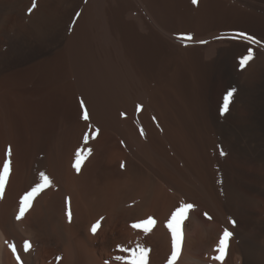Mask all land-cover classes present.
I'll return each instance as SVG.
<instances>
[{"label": "rangeland", "instance_id": "374dc122", "mask_svg": "<svg viewBox=\"0 0 264 264\" xmlns=\"http://www.w3.org/2000/svg\"><path fill=\"white\" fill-rule=\"evenodd\" d=\"M32 4L33 0H0V170L5 159L10 160V173L0 193V220H6L7 214L19 233L17 239L20 236L17 244L3 240L0 264L9 260L17 264L9 248L13 244L20 264H66L62 231L70 241L72 264H87L83 261L86 248L103 264H126L129 251L138 246L147 250L146 258L160 248L158 225L169 231L166 223L181 205L195 206L181 223V239L194 212L197 219L206 220L205 213L209 216L210 212L187 195L201 176L194 174L196 181L193 173L184 177L185 173L179 172L184 178L174 174L172 179L173 173L168 171L170 163L183 168L179 154L168 147V101L176 117L183 118L178 120L184 125L180 129L187 130L181 131L187 134L184 138L188 136L189 140L191 135L190 141L199 146L196 156L204 161L197 167H202L199 175L215 180L221 173L220 177L227 175L238 185L247 179L259 185L261 180L248 175L250 168L217 136L216 117L229 112L244 116L247 108L235 98L226 77L212 68V53L216 48L230 53L236 80L244 76L247 80L257 78L259 61L262 66L264 63V0H198L195 5L192 0H36L34 9ZM249 50L252 59L241 68L239 61ZM110 61L113 64L109 69ZM110 73L117 79L123 76L124 83L120 78L112 80L118 82L114 86ZM136 90L145 94L147 102L137 101ZM230 92L227 109L222 113ZM152 97L158 101L159 112L145 106L150 99L153 101ZM132 99L137 101L134 105ZM129 103L135 109L132 112L127 108ZM85 112L88 119L83 118ZM9 149L11 156L7 157ZM77 151L83 156L79 172L74 167ZM40 173L49 178L50 185L17 220L20 199L40 182ZM107 184L116 189L113 202H117V212L111 220L103 216V222L96 215L106 203L100 198ZM57 193H62L59 204L52 201ZM263 206L259 204V208ZM229 207H225V213L230 220L232 213L236 217L232 221L238 223L239 214ZM69 211L71 221L66 214ZM149 217L154 219L153 225L132 227ZM209 217L212 219V215ZM98 220L93 234L91 229ZM143 227L149 228L147 234ZM25 241L30 244L27 252ZM43 242H48V247ZM83 243L91 247L84 248ZM121 248L129 251L122 252ZM38 253L41 255L37 257Z\"/></svg>", "mask_w": 264, "mask_h": 264}, {"label": "bare ground", "instance_id": "6f19581e", "mask_svg": "<svg viewBox=\"0 0 264 264\" xmlns=\"http://www.w3.org/2000/svg\"><path fill=\"white\" fill-rule=\"evenodd\" d=\"M214 48H215V46H214ZM223 48H224V46H223ZM216 49L217 50L213 49L214 52L212 53L213 56H214L213 62H212V68L216 71V73L218 72L217 73L218 75L221 74V75L226 77L229 86L233 90L235 98H237L247 108V114H245L244 116H239V115H237L239 113L236 114V112H234V113L233 112H229V113H226L225 115L220 116L218 118L217 117L215 119L213 118L214 119V127L216 129L217 136H218V138H220L219 139V140H221L220 142L223 143V145L226 147L227 150L230 151V153H231V151L234 152L236 154V157L238 156V158L241 161L243 160V165L245 164L247 167L250 168L249 171L247 170L246 173L247 174L249 173L251 177H253V175H254L256 177V179L259 178L261 180V182L258 179L257 180L255 179V180L260 182L261 184H263L264 182L262 183V178H264V63L262 62L263 63V66H262V65H260L261 62L259 61L258 69H257V70H259V75L258 76L256 75L257 78H254V79H251V80H249V79L247 80V79H243L245 77L244 76L242 78V80H236L234 78V76L236 74H235V72L233 70V66L231 65L233 62L231 63V61H230V56H229L230 53L228 54L227 52L223 51V50H226V49H222V50H220V48H216ZM227 51H229V50H227ZM210 56L211 55H209L208 57H210ZM259 56H260V54H259ZM262 61H263V59H262ZM110 63H112V62L110 61L109 64H108L109 65V67H108L109 69H110L111 65L113 64L112 63L110 65ZM124 67H125V65H124ZM108 68H106V69H108ZM117 72H119V71H117ZM110 75H111V73H110ZM129 75H130V73H129ZM119 76H120V74H119ZM126 76H125V78H126ZM115 77H116V75L115 76L111 75V78L109 80H111V81L112 80H114V81H116V80L118 81L119 80L120 81V79H121L120 82L123 81V79H122L123 76L119 77L120 79L119 78L117 79ZM107 79H108V77H107ZM129 80H130V77H129ZM114 81H112L111 83L112 84L114 83L113 84L114 86L115 85L118 86V84H117L118 82L116 83ZM125 82H127V81H125ZM122 83H124V82H122ZM119 84L121 85V83H119ZM109 86H110V84H109ZM118 90H121V89H118ZM122 90L124 92V89H122ZM136 91L138 92V90H136ZM123 92H121V93H123ZM138 93H140V92H138ZM138 93H137L138 97L136 96L137 97L136 99H138L137 101H142V102L146 101L145 94H143L142 92L140 94H138ZM173 100H174V98H173ZM132 101H133V99H132ZM137 101H133V103L132 102L131 103L134 105L135 104L134 102H137ZM154 101H155L154 98H153V101H152V99H150V101H148V103L146 105H145V103L147 101L144 102V105L145 106L149 105V107H152L153 109H155V111L159 112L160 109L157 110L158 107L156 106L158 101L157 100L155 102ZM125 102H126V100H125ZM131 103H129L127 108H128L129 111L132 112L135 109L132 108L133 105H131ZM138 103H140V102H138ZM169 103L170 102L168 101V125L165 126L166 129H168V147L170 145L172 148L170 147L169 149H172L175 153L179 154V156H178V154L176 156L174 155L175 156L174 160L178 159V157H179V159H181L180 161L183 163L182 164L183 168L181 170L180 169L181 167L179 168V166L177 165L179 170H180V171H178V168L175 166L177 168L176 169L170 163V164H168V169H169L168 171L173 173V174H171L172 175V179L174 178L173 175L174 174L175 175H179L180 174L179 172H181V173L184 172L185 173V174H183L184 177H185V175L186 176L188 175L187 173H190V174L193 173L192 176H194V174H198L197 177L201 176L199 181H198V178L194 176L195 179L197 178L196 181H198V182L196 184L194 183L195 185L193 184L194 188H193V186H191L193 189L192 188L189 189L192 192L187 191L188 194L185 193L186 192L185 187H188V186H185L184 187L185 190L183 189L184 191L183 190L182 191L185 193V196L187 194L188 196H190V198L192 200H195L198 203V205H201L205 210H207L208 213L210 212L209 214L212 215V219H210V220H208V219H206V220L203 219L202 220V218H201V220L199 218L197 219L195 217V215L193 216V214L196 213V212H194L192 214L193 211H191V214H192L191 219H189L187 225L184 224L186 227L184 228L185 230H183L184 233L182 234L180 249L177 250V254H176L174 259H173L172 237L169 238V236L171 235V234L169 235L170 231H166V229L164 230V227L158 225V230L157 231H158V235L159 236H158V244L157 245L160 248L156 249V250H153L150 253V255H148L147 258H146L147 255L145 256V258H144L145 259V264H264V215H263L264 214V206H263V208H259V204H264V187L261 188L262 186H264V184L260 185V183H259V185L261 186L259 188L258 184H252L253 182L247 181L248 179L245 180V178H244L245 181H243V182H245V183L243 185H240L242 183V182H240V184L238 185L236 182H234L229 177H227V175H223L222 174L221 177H220L221 173L216 174V175H219V176H217V177H219V179L216 178L213 175L215 177V180L213 179L214 182H213V180L210 179L212 176L211 177L208 176L206 178V180H207L206 181L204 179L205 178L204 174L203 175H199V172H201L200 170L202 169V167L199 166L201 169L197 168L198 165H203L202 162L204 163L203 160H199V158H198L199 155L196 156L197 155L196 154L197 148L199 146L198 147L195 146L196 143H193L192 141H190V140H192L191 139L192 136L190 134H189L190 135V139L189 140H188V138H189L188 136L186 137L187 139L184 138V136H186L187 134L184 135V133H182V132H186L187 130L184 131V130L180 129V128H183L182 126H184V125L181 126L180 123H179L180 121L178 120L181 116L179 118L176 117V115H175L176 113L174 114L172 112L174 108L171 107V104H169ZM234 107H235V105H234ZM100 109H103V108H100ZM164 112H167V111H164ZM178 114H179V112H178ZM161 116H160V119L162 121H164V119H162ZM159 123H160V121H159ZM163 123L164 122H162V125L166 124V123H164V124ZM192 130H194V129H192ZM199 133H201V132L199 131ZM205 135H206V133H205ZM203 138H205V137L203 136ZM193 139H194V137H193ZM205 139H207V138H205ZM195 140H197V139H195ZM202 140H203L202 143H206V141L204 142V139H202ZM216 140L217 139H215V141ZM198 141H199V139H198ZM217 143H218V141H217ZM150 146H151V144H150ZM171 159H172L171 162H173L174 161L173 158H171ZM1 160L2 159L0 157V161ZM173 164L174 165L177 164V160ZM208 171H206V172H208ZM170 172H169V174H170ZM203 173H205V171H203ZM200 174H202V173H200ZM189 175L187 177H190ZM179 176L181 178H184L183 176H181V174ZM192 176H191V178H192ZM244 177H245V175H244ZM191 178H190V181L192 182L193 181L192 179H194V178H192V179ZM169 180H171V179H169ZM174 181H175V179H174ZM174 181H173V183H174ZM182 181H183V179H182ZM178 182H180V181H178ZM187 182H188V180H187ZM176 183H177V181H175V184ZM168 184H169V182H168ZM110 185L107 184L106 186L109 187ZM176 185L178 187L183 188V186H181L182 184L181 185L180 184H176ZM256 185H258V186H256ZM63 187H66L65 189L68 191L69 187H67V186H63ZM101 187H103V186L101 185ZM65 189H64V191H66ZM71 189H73V188H71ZM105 189L103 187L102 190H104V192H103L102 198H100V200L101 199H102V201L105 200L106 203H103V208H102L101 212L98 215H96V216L97 217L99 216V217H101L100 219H102L103 216L106 217V215H107V217L111 220V219L114 218V215L117 212L116 211L117 202L116 201L113 202V199L116 198L117 192H116V189H115L114 186H110L108 189H106V191H105ZM99 191H100V187H99ZM94 192H96V191H94ZM101 193L102 192H100L99 196H101ZM55 195H56V197H54ZM55 195L53 196L54 198H53L52 201L55 202L56 204H59L60 201L63 200L62 199V193H57ZM94 196H95V193H94ZM188 196H186L187 199L189 198ZM170 198H173V197H170ZM165 199H167V198H165ZM98 201H99V198L97 197V202ZM195 201H193L192 203H196ZM230 205L232 206V209L234 208L237 211V213L236 212L235 213L237 215L239 214V216L237 217V218H240V220L238 219L239 220L238 223L237 222H235V224L232 223V219L234 220L236 218V217H234V215H232V213H231L230 216H233L234 218L232 217L231 220L228 218V216H229V215H227L228 214L227 213L228 210L226 211L225 207L227 209V207H229ZM96 208H97V206H96ZM196 208H198V207H196ZM229 208H231V207H229ZM6 209H7L6 211L9 212L8 211L9 207H7ZM36 209H38L37 205L35 206L34 210L36 211ZM79 209H80V207H79ZM234 209H233V211H234ZM63 211H64V209H63ZM81 211L82 210H80L79 213ZM225 211H226L227 214L225 213ZM2 213H4V212H2ZM33 213H34V211H33ZM5 214H6V212H5ZM211 215H209V216H211ZM7 216L8 215L6 214V220L5 219L4 220L2 219V221L0 220V258H1L2 248H3L2 247L3 240H7L8 242H14L15 244H17L16 240L20 239L19 238L20 236L17 239V236L19 235V233H18V235L16 234L17 233L15 231L16 229H14L12 222L10 221L9 218H7ZM4 217H5V215H4ZM63 217L61 218L62 220H64ZM103 220H105V218H103L102 221ZM106 220H107V218H106ZM95 221H97V220H95ZM236 221H237V219H236ZM103 222H102V225H103ZM60 226H63V225L61 224ZM82 226L80 225V227H82ZM27 227H29V226H27ZM22 228H23V226H22ZM225 228H230V230H231L230 233H232V235H231L230 239L227 242V248H226L225 255H224L223 259L222 260H216V259H214V257L217 256L218 253L215 251V249L217 248V246L219 244V241H218V240H220L219 238H221V234L220 233L224 232ZM61 229H63V228H61ZM65 229L66 228H64V230ZM80 229H82V228H80ZM23 230H24V228H23ZM54 231H55V229H54ZM56 233H55V235H56ZM61 234L62 235L60 236V238H62V240L60 239V241H62L61 243L65 246V247H63V245H62L63 248H61V249H63V250L65 249V252H64L65 253V255H64L65 257L64 258H65L66 264H70L71 263V256L70 255L72 254L70 252V244H69L70 241L67 239L66 231H65V233L62 231ZM219 234H220V236H219ZM218 236H219V238H218ZM56 238H58V237H56ZM217 238H218V240H217ZM80 239L81 238H78V240H80ZM82 239L86 240V237H84ZM82 239L80 241H83ZM47 243L43 242V244H46V246H47ZM61 243H60L59 246H61ZM78 243H80V242H78ZM41 244H40V246L43 245V244L42 245ZM49 245H50V243H49ZM51 245H52V243H51ZM53 245H55V243ZM83 245H84V243H83ZM83 245H81L82 249H84L85 247H89L91 244L89 246H87L88 244H85L86 246L84 245V248H83ZM58 248L60 249V247H58ZM87 249L88 248H86V250ZM60 250L56 249V252L57 251L60 252ZM43 251H46V249L43 250ZM74 251H75V249H74ZM85 251H84V253L82 252L83 253V258H84L83 261L84 262H87V264H103V262H100L98 260V259H100V258H98V256H96L98 258L97 259L96 257L94 258V256L91 255V254H93V251H92V253H91V250H87V251H90V253H88L87 251L85 252ZM77 252H79V251H77ZM5 253H6V251H5ZM30 253H32V252H29L28 254H30ZM5 255L7 256V254H5ZM5 255L3 253L2 256L6 257ZM40 255L38 253V255H36V256L38 257ZM79 257L78 258L76 257V258L79 259ZM26 258H29V257H25V259ZM6 259H8V258L6 257ZM80 259H81V257H80ZM1 260H2V258L0 259V263H1ZM36 261H37L36 258H34L33 262L35 263ZM4 262H6V261H4ZM31 262H32V260H31ZM8 263H10V260L7 262V264ZM76 264H77V262H76Z\"/></svg>", "mask_w": 264, "mask_h": 264}, {"label": "snow or ice", "instance_id": "6c2138e0", "mask_svg": "<svg viewBox=\"0 0 264 264\" xmlns=\"http://www.w3.org/2000/svg\"><path fill=\"white\" fill-rule=\"evenodd\" d=\"M198 0H192V3L195 5L197 4ZM36 7V0H33V4H32V9H34ZM32 9H29V13H31ZM246 39H253L252 37H246ZM252 59V52L251 50H249L248 54L244 57H242L239 61L241 68H243L246 63ZM231 96V92L228 94V96L225 97V103H224V108L222 109V113L224 110L227 109L228 106V101H229V97ZM82 107H83V103H82ZM140 106H138L139 109ZM124 114H122L123 116ZM84 119H88L87 113L85 112ZM143 134V133H141ZM88 136H85V142H87L88 140ZM94 138V136H93ZM90 153V150H89ZM89 153H85V155L89 154ZM221 155H224L223 152H221ZM7 157L11 156V149L8 150V152L6 153ZM83 159V156L81 155L80 151H77L76 153V160H75V164L74 167L76 168L77 172H79L80 170V164H81V160ZM123 167V165H122ZM10 173V160L9 159H5L3 166H2V170H0V193H2L5 182L9 176ZM39 179L40 182L37 183L34 187L31 188L30 191H28L25 195H23V197L20 199V210L19 213L16 217L17 220L21 219V217L23 216L25 210L30 206L31 201L46 187H48L50 185V180L49 178L44 174V173H40L39 175ZM195 206L191 203L188 204H183L181 205L178 209H176L171 217L169 218V220L166 223V227L168 228V230L171 233L172 236V242H173V259L175 258L176 254H177V248L181 239V223L182 221L185 219V214L187 212H189L190 210H192ZM69 216V221H71V213L70 211L68 213H66ZM205 217L207 219H211V217L208 216L207 213H205ZM155 223L154 219L149 217L146 221H142L139 222L137 224H133L132 227L136 228V229H140L142 226L145 225H153ZM232 223L234 224L235 222L232 221ZM99 226V221L97 222L96 225H93L91 231L93 232V234H95L97 227ZM143 231L145 232V234H147V232L149 231V228L147 227H143ZM232 233H230L229 231L225 230L219 240V244L217 246V248L215 249V251L218 253L217 256L214 257V259L216 260H222L224 255H225V251L227 248V242L230 239ZM9 248L11 249L13 255L16 257L17 260V264H20V257L17 255L16 252V248L13 245H9ZM30 248V244L28 241L24 242V251L27 252ZM120 251H129L126 249H119ZM147 253V250L141 248V247H137L134 250L129 251V256L130 259L126 261V264H144V257ZM116 259H120V257H116Z\"/></svg>", "mask_w": 264, "mask_h": 264}]
</instances>
